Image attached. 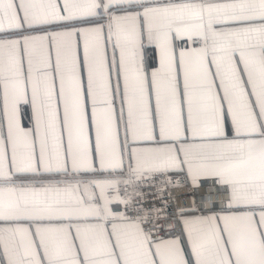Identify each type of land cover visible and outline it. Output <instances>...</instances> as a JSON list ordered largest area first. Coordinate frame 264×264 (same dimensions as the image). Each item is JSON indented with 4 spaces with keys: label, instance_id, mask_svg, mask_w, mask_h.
I'll return each instance as SVG.
<instances>
[{
    "label": "snow or ice",
    "instance_id": "snow-or-ice-1",
    "mask_svg": "<svg viewBox=\"0 0 264 264\" xmlns=\"http://www.w3.org/2000/svg\"><path fill=\"white\" fill-rule=\"evenodd\" d=\"M0 264H264V0H0Z\"/></svg>",
    "mask_w": 264,
    "mask_h": 264
}]
</instances>
